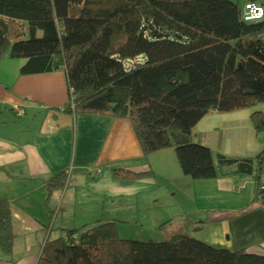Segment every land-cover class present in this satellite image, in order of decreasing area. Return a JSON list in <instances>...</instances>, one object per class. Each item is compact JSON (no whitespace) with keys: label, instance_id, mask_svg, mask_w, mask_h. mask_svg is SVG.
I'll list each match as a JSON object with an SVG mask.
<instances>
[{"label":"trees","instance_id":"16d2710c","mask_svg":"<svg viewBox=\"0 0 264 264\" xmlns=\"http://www.w3.org/2000/svg\"><path fill=\"white\" fill-rule=\"evenodd\" d=\"M26 29L29 37L13 42ZM25 58L24 74L64 69L73 115L130 120L145 157L174 148L184 174L213 179L220 168L252 174L264 161L216 153L194 141L210 111L264 104V20L245 22L232 0H0V60ZM264 131V112L251 114ZM137 181L151 171L116 168ZM68 171L47 189L65 188ZM255 200L264 205V188ZM170 219L160 227L164 228ZM191 219L162 240L122 238L115 218L65 229L47 239L37 264H264V255L217 248L193 236ZM14 233L9 202L0 197V249Z\"/></svg>","mask_w":264,"mask_h":264},{"label":"crops","instance_id":"0c3cea01","mask_svg":"<svg viewBox=\"0 0 264 264\" xmlns=\"http://www.w3.org/2000/svg\"><path fill=\"white\" fill-rule=\"evenodd\" d=\"M26 62L8 55L0 60V197L9 202L15 235L10 252L0 249V264H37L44 242L65 229L104 218L121 221L109 209L147 212L156 230L170 219L178 229L191 219L189 232L214 247L264 255V205L255 200L258 186L264 188V161L244 174L236 166L220 168L215 158L217 177L193 179L174 148L145 157L129 119L66 112L65 70L24 74ZM256 110L264 112V104L212 110L194 126V141L214 155L255 158L264 148V131L251 121ZM116 168L152 176L120 180ZM61 171H68L67 185L50 191L48 183ZM197 209L199 218L193 216Z\"/></svg>","mask_w":264,"mask_h":264},{"label":"rangeland","instance_id":"374dc122","mask_svg":"<svg viewBox=\"0 0 264 264\" xmlns=\"http://www.w3.org/2000/svg\"><path fill=\"white\" fill-rule=\"evenodd\" d=\"M232 1L237 2L238 5L240 6L243 20L245 22H255L259 20H264V0H232ZM16 29L17 26H14L11 29L12 33L10 35V38L13 42H15L16 40L27 39L29 37V33L27 32L26 29L24 30L25 34L23 36L15 37L13 35V32ZM165 208L166 207L164 206L158 207V209H156L154 213H159L161 210ZM107 211L105 210L104 213L106 214ZM109 212L110 214L111 212H114V215L111 214V216H116L117 218H120L121 221L117 223V226H118L119 235L122 238H138L142 240H147V239L162 240L168 238L172 233L176 232L179 228L178 224L173 222L171 224H168L167 227L164 228L163 230H156L155 228H152L151 225H149L148 223L149 220L151 221L153 217L145 216V214H148L147 212L144 214L142 212H138L136 209L124 210L123 212L115 211L114 209H111L110 211L109 209ZM141 213L143 214L142 216L143 220L147 219L144 225L141 223V221H138L139 218H142ZM201 214L203 213H201V211L197 209V211L193 213V216L195 218H199L198 216L199 215L201 216ZM82 216H83L82 213L78 215L79 218H82ZM80 226L82 225H77V227Z\"/></svg>","mask_w":264,"mask_h":264},{"label":"water","instance_id":"95a60500","mask_svg":"<svg viewBox=\"0 0 264 264\" xmlns=\"http://www.w3.org/2000/svg\"><path fill=\"white\" fill-rule=\"evenodd\" d=\"M193 224V221H191V224L190 225H192Z\"/></svg>","mask_w":264,"mask_h":264}]
</instances>
